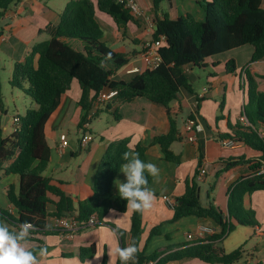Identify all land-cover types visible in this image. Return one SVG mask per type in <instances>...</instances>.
Returning a JSON list of instances; mask_svg holds the SVG:
<instances>
[{"label": "trees", "instance_id": "1", "mask_svg": "<svg viewBox=\"0 0 264 264\" xmlns=\"http://www.w3.org/2000/svg\"><path fill=\"white\" fill-rule=\"evenodd\" d=\"M161 0H154L155 8ZM19 0H0V18ZM263 0H203L200 6L205 19L197 21L191 15L181 16L176 20L165 15L155 20L153 40L164 37L159 49L162 64L155 70H143L129 82L115 81L113 76L124 69L129 63L123 54L110 49L104 42L103 30L96 20V5L92 0L70 2L61 15L56 35L32 49L24 62L14 65L10 85L24 92L37 104V108L28 110L24 117H19L20 123L9 137H4V125L0 119V181L5 175H16L20 178L18 188L11 186L6 194L17 215L0 208V220H5L10 226H18L24 221L35 224L37 230L32 232L26 242H36L31 248L38 251L44 247L35 236H50L67 234L61 228L46 227L50 216L48 205L52 203L51 196L58 198L55 202L58 219L73 218L87 228L92 217L96 218L94 227L108 226L119 237L122 247L135 243L139 249L135 264H170L185 260H200L208 264H237L245 255L243 247L232 253H226L218 246L233 233L238 226L256 227L258 222L252 209L244 205L246 195L264 190V173L244 178L236 183L229 192L227 212L215 207L213 203L207 206L201 202V192L197 177L186 183V192L180 197L174 210L173 218L168 223H175L183 218L195 217L212 221L218 233H213L198 241L182 244L177 249L169 247L168 253L157 252L146 255L142 248L144 234V212H133L132 227L129 232L113 224L106 223L105 218L111 211L120 214L127 212L126 201L113 193V184L119 174L120 165L124 163L122 154L125 151L139 153L147 162V148L138 145L134 150L129 139L112 142L100 162L93 181L94 196L90 200L75 201L55 186L52 179L44 174L48 169L51 149L48 145L45 127L48 120L58 109L62 97L71 91L73 83L77 82L82 94L78 102L82 110L79 129L83 132L99 95L104 91H117L118 95L106 105L111 109L113 103H130L137 98H146L155 104L164 106L170 119V130L167 134L158 136L154 144L160 146L164 159L176 165L180 158L171 150L176 142L182 140L179 133L177 117L180 109L171 108V104L179 99L182 89L193 92V85L186 75V68H206V62L213 56L252 45L255 53L250 64L264 60V8ZM97 8L110 16L116 25L125 29L134 17L119 0H98ZM2 33L0 32V39ZM66 39L68 41H63ZM111 53V58L108 54ZM38 56L37 62L35 61ZM103 61L104 67H101ZM228 73L236 74L237 66L234 60L226 63ZM211 73V76H215ZM243 88L247 91L248 102L244 107L243 116L248 119V125L242 122L236 126L230 125L231 133L224 139H230L236 144L245 146L261 153L260 162L251 166L258 170L264 163V93L259 90L255 77L246 68L241 71ZM0 70V104L2 112L5 109L1 94ZM224 101L220 110H224ZM98 114V113H97ZM96 114V115H97ZM119 120V116L116 115ZM242 116V117H243ZM84 135V134H83ZM252 161L241 158L239 161L227 164L224 171L240 164ZM198 174V173H197ZM149 187L152 177H148ZM163 225L155 227L146 242L161 234ZM97 254L95 244L82 247L77 257L82 263L91 260ZM67 258L75 255H65ZM107 255L102 264H107ZM118 264L120 262L118 261ZM132 264V262H129Z\"/></svg>", "mask_w": 264, "mask_h": 264}, {"label": "crops", "instance_id": "2", "mask_svg": "<svg viewBox=\"0 0 264 264\" xmlns=\"http://www.w3.org/2000/svg\"><path fill=\"white\" fill-rule=\"evenodd\" d=\"M73 1L79 0H19L17 5L0 18L1 79L2 72L9 71V86H11L14 65L24 62L34 47L51 40L56 35L61 15ZM92 1L96 5V20L104 33L103 42L130 61L124 69L113 76L112 79L115 81L129 82L135 78L138 74H129L130 69L146 70L144 44L153 39L157 18L162 19L168 15L176 20L181 16L191 15L197 21L205 19L204 11L199 4L203 0H161L157 9L154 0H137L143 12L142 17L134 18L125 29H121L110 16L97 8L98 0ZM262 8H264V0ZM63 41L68 40L63 39ZM254 53L255 48L252 45H245L210 58L206 62L207 67L202 68L206 74V85L202 86L200 92L195 88L200 76L195 74V68L192 66L186 68V75L193 85V92L182 89L179 99L171 104V108L181 110L176 121L182 140L171 148L180 158L179 165L166 161L160 146L154 144L156 137L165 135L170 130V119L164 106L146 98H137L130 103H113L108 111L107 103L101 106L95 105L90 114L89 127L82 132L79 129L82 110L78 105L82 91L79 84L74 82L71 91L62 97L60 106L45 127L51 157L44 175L52 179L55 186L75 201L90 200L94 196L93 181L108 146L114 141L129 139L131 149L134 150L138 145L146 147L147 162L155 163L161 169L158 181L152 179L150 185L155 192L156 200L153 207L144 212L145 232L142 237V248H145L146 255L151 256L157 252L168 253L169 247L177 249L182 244L198 241L201 238L197 237L194 241H190L188 235L196 234L200 227L212 229L211 234L218 233L219 228L207 219L188 217L175 223H168L174 216V210L164 197H170L177 202L186 192V183L198 177L201 169H205L204 179L202 181L196 179L200 187L202 204L207 206L213 203L215 207L227 212L231 188L240 180L257 175L258 171L264 173V163L258 170L251 169V166L261 161V153L244 144L230 143V139L223 138L231 133L230 125L236 126L241 122L244 107L248 102L241 71L247 68L255 77L259 90L264 93V60L250 64ZM35 59L37 62L38 56ZM230 60L236 63L238 69L236 74L228 73L226 70V63ZM211 73L216 75L211 76ZM1 82L3 99L5 87L3 79ZM223 101L225 106L221 111L220 105ZM2 102L6 112H2L0 104V119L6 120L5 125L3 124L5 132L10 122L13 124L14 118L21 116L18 114L11 118L4 100ZM103 112H107L110 116L107 119H96L102 117ZM115 114L119 116V120ZM189 120L195 121L198 125L197 132L186 133ZM71 125L80 131L77 140L70 137L68 128ZM261 130L264 136V127H261ZM86 133L93 135L94 141L87 149H82L80 140ZM62 134H66L69 139V147L66 149H61ZM191 135L195 137L194 142H190L187 138ZM241 158L252 162L224 171L228 163L239 161ZM115 180L124 182L126 178L122 172H119ZM19 185L20 178L16 175H5L0 181V208L13 215H17V211L10 203L6 190L11 186L18 188ZM113 193L119 195L115 184H113ZM202 193H205L204 199ZM51 200L52 203L48 205L50 216L47 218V225L51 226L50 229H56L59 219L53 214L57 210L54 203L58 198L51 196ZM244 205L255 212L258 226H238L225 240L218 243V246L228 254L243 247L244 258L237 264H263L264 190L246 195ZM132 216L133 211L129 209L124 214L111 211L106 216L105 222L129 232L132 227ZM160 225H163L161 234L153 237L146 245L151 231ZM35 238L40 239L43 245L49 248L48 255L40 258V264H102L105 255L109 264V249L122 247L118 235L108 226L87 227L73 236L59 233L50 236L38 235ZM93 244L97 246V254L93 259L82 263L77 257L78 250ZM37 245L36 242L25 244L29 249ZM72 254L75 257H65ZM118 261L116 256L112 257V264H118ZM189 261L191 260L170 264H189Z\"/></svg>", "mask_w": 264, "mask_h": 264}, {"label": "clouds", "instance_id": "3", "mask_svg": "<svg viewBox=\"0 0 264 264\" xmlns=\"http://www.w3.org/2000/svg\"><path fill=\"white\" fill-rule=\"evenodd\" d=\"M108 58H111V53ZM104 66L102 61L101 67ZM122 160L124 163L120 165L119 171L124 174L126 180L114 181L120 198L126 201V208L133 212L143 213L150 210L156 196L154 190L149 187L148 177L158 181L161 169L155 163L142 160L139 153L133 151H125ZM36 230V225L29 221L13 227L5 220H0V264H40V258L48 255L47 249L42 247L34 251L25 246L31 233ZM138 252L134 242L126 247L109 249V264H112L113 256L119 259L120 264H135Z\"/></svg>", "mask_w": 264, "mask_h": 264}, {"label": "built area", "instance_id": "4", "mask_svg": "<svg viewBox=\"0 0 264 264\" xmlns=\"http://www.w3.org/2000/svg\"><path fill=\"white\" fill-rule=\"evenodd\" d=\"M119 2L122 3L127 10L130 11L131 15L134 18L142 17L143 12L137 0H119ZM163 41H164V37H160V39L157 41L152 39L144 44V48L146 49V52L144 53V60L146 61V65H147L146 69L155 70L158 67H160V65L162 64V58L160 56L159 49L162 46ZM141 72L142 70L139 68H133L128 71L129 74H140ZM117 95H118L117 91H104L99 95L95 105L101 106L103 104H106L112 101L114 98H116ZM240 120L244 125L249 124L248 119L244 116L241 117ZM90 121H91V115L89 116L87 123L84 125V129H88ZM19 123H20L19 117H15L14 124L16 125V128L19 125ZM198 129L199 127L195 123V121L189 120L187 122L186 133L191 134V133H194L195 131L197 132ZM187 138L190 142L195 141V137L192 135L188 136ZM60 140H61V149H66L69 147V139L66 134H62L60 137ZM93 141H94L93 135L86 133L83 135V137L80 140V147L82 149H87ZM230 143H233V142L230 141ZM205 176H206V170L201 169L197 177L198 181H202ZM164 200L172 208L175 207L176 202L170 197H164ZM95 224H96V218L92 217L90 221L88 222L87 227H94ZM57 228H61L67 232V235L73 236V234L81 230L82 225L73 218H65V219H59L57 221ZM211 233H212V229L208 227H200L196 234L188 235V239L190 241H194L197 237L202 238Z\"/></svg>", "mask_w": 264, "mask_h": 264}, {"label": "rangeland", "instance_id": "5", "mask_svg": "<svg viewBox=\"0 0 264 264\" xmlns=\"http://www.w3.org/2000/svg\"><path fill=\"white\" fill-rule=\"evenodd\" d=\"M195 74L200 76L199 81L196 83L195 88L200 92L203 85H206V74L202 69L195 68ZM2 79L4 82V89H3V99L4 103L6 104V109L9 110V114L11 118L15 115H20L21 117H24L26 112L28 110H33L37 108V104L35 101L27 96L24 92H22L19 89L11 88V86L8 85L9 80V71L2 72ZM103 116L96 119H107L110 115L107 112L102 113ZM1 117V115H0ZM6 120L3 118V124L5 125ZM14 124V122H13ZM12 122L8 125L7 131L4 132V137H8L16 129V125H13ZM68 132L70 133V137L74 140H77L80 137V131L77 129V127L71 125L68 128ZM215 179V177H213ZM202 198H205V193H202ZM189 264H204L197 260H191L189 261ZM264 264V262H263Z\"/></svg>", "mask_w": 264, "mask_h": 264}]
</instances>
